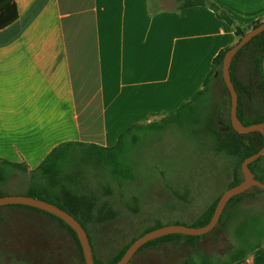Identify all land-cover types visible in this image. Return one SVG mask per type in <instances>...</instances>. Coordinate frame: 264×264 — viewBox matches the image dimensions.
I'll return each instance as SVG.
<instances>
[{
  "label": "crops",
  "instance_id": "obj_1",
  "mask_svg": "<svg viewBox=\"0 0 264 264\" xmlns=\"http://www.w3.org/2000/svg\"><path fill=\"white\" fill-rule=\"evenodd\" d=\"M211 1L241 27L264 19V0ZM16 3L17 20L0 30V159L27 171L14 169L33 173L67 142L112 146L129 127L162 120L208 88L218 106L217 125L220 118L228 120V99L218 76L205 84L215 57L238 36L209 5L181 8L179 0ZM195 102L189 114L197 109ZM244 116L253 115L245 111ZM204 119L208 127L213 117ZM5 208L9 222L0 231H48L60 242L68 234L41 211ZM232 264H264V244Z\"/></svg>",
  "mask_w": 264,
  "mask_h": 264
},
{
  "label": "rangeland",
  "instance_id": "obj_2",
  "mask_svg": "<svg viewBox=\"0 0 264 264\" xmlns=\"http://www.w3.org/2000/svg\"><path fill=\"white\" fill-rule=\"evenodd\" d=\"M245 57L242 72L246 77L245 63L248 57ZM219 85L223 88L221 78ZM209 90L208 88L206 93L195 100L198 107L192 111L193 116H184L179 120H158L155 125H147L133 132V135L138 136L136 142L132 140L133 135L125 139L126 154L122 161L126 176L123 181L113 176L111 165L96 159L82 160L80 151L74 152L66 162L62 181L69 182L75 192L100 195L102 200L111 201L113 208L119 212L118 217L113 220L117 225L101 229L92 235L94 249H99L96 255L103 263L114 257L134 237L148 229L159 227V224L179 222L192 226L199 216L208 212L216 198L236 182L234 171L238 159L215 151L216 137L213 134L222 131V128L217 125L218 106ZM207 116L213 117L209 120L208 127L203 123ZM244 121L247 122L246 119ZM239 177H244L242 168L239 170ZM49 178L51 179L44 174L43 168L26 174L7 166L5 180L0 182V194L7 196L5 194L16 195L23 192L28 196L53 200L55 190L45 188ZM107 188L112 190L111 193H107ZM13 205L27 207L17 204L0 206L1 226L9 222L6 215H3L7 209L5 207ZM237 205L241 208L233 210L236 219L231 227L238 224L241 232H252L253 240H261L264 237V189L255 190L254 194L245 197ZM241 220H244L243 223ZM14 234L16 233H0V264L69 263L44 256L43 253L29 257L16 251V244L22 243ZM9 235L13 240L3 241L11 239ZM51 240L56 247L47 245L49 252L59 251L61 247L57 248V244L60 239ZM209 241L210 239H203V242L208 243L207 252L224 258L229 255L227 248L238 244L233 230L214 243ZM27 242L30 244V241L24 240L25 244ZM61 243L65 246L64 259H70L72 264L79 262V250L69 233L65 239L62 238ZM6 244L11 247H6ZM173 244L175 242L160 244L157 251L152 253L155 258L153 264H173V261L180 260L182 255ZM42 247L45 248L46 245L43 244ZM103 263L99 261V264Z\"/></svg>",
  "mask_w": 264,
  "mask_h": 264
},
{
  "label": "trees",
  "instance_id": "obj_3",
  "mask_svg": "<svg viewBox=\"0 0 264 264\" xmlns=\"http://www.w3.org/2000/svg\"><path fill=\"white\" fill-rule=\"evenodd\" d=\"M181 8L190 7L195 5H209L217 15L223 19H225L231 26H233L238 40L249 31L251 28L259 25L263 20H257L248 27H241L237 24L235 17H233L230 13L223 10L216 3L211 0H179ZM19 16V11L17 7L16 0H0V30L7 27L15 20H17ZM230 47H227L219 52V54L215 57L213 61V67L207 77L206 84L213 79L215 75L218 78L222 79L224 94L228 99V120L224 122L222 118H220L223 124H221L222 131L219 130L217 133L213 134L216 137L215 141V151L224 152L227 155L235 157L238 159L237 166L235 168V178L236 182L231 184L230 187L240 183L243 178L239 177V170L241 169L242 162L249 157L250 155L258 152L264 146V135L259 131H253L249 133H241L236 131L231 123V94L228 90L222 75V66L224 56L227 50ZM246 56V57H245ZM244 57L247 58V71L246 77L243 76L242 67L244 65ZM264 31L255 37H253L246 45H244L233 58L231 63V77L235 84V87L239 94V105H238V115L239 118L246 125H250L253 123L264 122ZM205 91H199L196 93L191 101L183 103L177 110L171 111L165 115L162 119H175L179 120L186 117L193 116L189 114L188 109L189 106H192L194 101L198 96L204 94ZM258 103V105H257ZM248 105V108L245 110V106ZM258 106V107H257ZM250 113L253 116L246 118L244 116V112ZM247 120V122L244 121ZM156 122L145 124V125H133L126 129L119 137V140L116 144L112 146H102L96 143H86V142H67L59 145L55 148L47 158L42 162V164L38 167V169L44 170V174L51 177L49 178L48 186L45 188L50 189L53 188L55 190V194L53 196V200H48L45 198L37 197L43 199L45 201L54 203L61 207L62 209L68 211L75 218L79 220V222L86 229L90 242L93 248L94 259L96 264H99V261L103 263L96 255L92 235L96 233V230H90L89 227L95 229L101 224H106L107 222H112L116 217H118L119 212L113 208V203L109 200H102L100 195L93 194L87 195L85 193L75 192L73 188L69 185V182L62 181L61 177L64 173V167L66 162L70 159L71 155L80 151L82 155V160L88 159H96L98 161H103L111 165V172L113 176H115L119 181H123V178L126 176V172L123 166V155L126 154V148L124 146L125 139L128 136H132L133 132L138 131L144 126L147 125H155ZM217 126V125H216ZM138 139L137 135L132 136L133 142H136ZM18 167L23 171H27V167L21 164L11 163L6 160L0 159V182L5 180L6 177V167ZM250 168L254 172L255 177L260 181L264 182V155L261 156L258 160L250 163ZM36 169L35 171H37ZM33 171V172H35ZM229 187V188H230ZM255 190L260 191L259 187L255 186L248 191L241 193L239 195L234 196L227 206L225 207L220 221L217 226L211 231V237L209 238V243L216 242L222 235H225L233 230V233L236 235L238 244L230 248H227L228 257H220V255L215 256L207 252V245L203 242V239L206 238L207 234L203 235H187V234H168L165 236H161L159 238L153 239L147 243H145L139 250L135 253L134 257L131 259L129 264H153L155 262L154 251L160 244H173L174 248L182 255V258L177 262H172L173 264H232L238 260L244 259L251 252H253L258 247L264 244V237L255 241L252 237V232H248L246 234L244 231H240L239 225L232 228L231 225L234 224L236 215L233 214L234 209L241 208L240 205H237L240 201H242L245 197L252 195L255 193ZM111 189L107 188V193H111ZM223 193H221L213 204L210 206L208 212L199 216L192 224V226H204L210 222L212 216L214 214L216 205L218 203L219 198ZM3 196V194H0ZM21 206H27L32 209H36L41 211L47 215L56 218L60 223H62L68 230V233L72 237V240L76 244L79 250V262L74 264H86L83 250L77 233L75 230L66 223L62 218L54 215L45 210L29 206L23 204H17ZM238 206V207H237ZM242 221V220H241ZM244 221V220H243ZM243 221L241 223H243ZM239 223V220H238ZM176 224H179L177 222ZM245 224V222H244ZM236 225V224H235ZM163 226V224H159V227ZM154 228L148 229L142 232L140 235L134 237L127 245H125L114 257H112L109 261L103 264H115L126 252L129 246L141 235L152 230ZM235 231V232H234ZM48 231H39L33 233H16V237L22 243L21 245L16 244L14 247L16 251H21L25 255L40 256L43 255L47 257H55L64 262H68V264H72L70 259H64L66 257V252L64 253L65 246L59 241L57 244V248L61 247V249L53 250L49 252V247L53 248L55 244L53 243L54 238H57V234ZM2 235L4 233H8L7 231H0ZM12 233V232H11ZM54 235H53V234ZM52 234V235H51ZM26 235V239L22 236ZM9 238L3 239V241L13 240L11 235ZM30 238V239H29ZM24 240L30 241L28 244L24 243ZM5 242V243H6ZM45 244L46 247L43 248L42 245ZM18 245V246H17ZM28 245V246H25ZM49 245V247L47 246ZM11 247L6 244V247ZM19 247V248H18ZM56 247V246H55ZM56 248V249H57ZM48 249V250H47ZM31 256V257H33ZM64 256V257H63ZM11 264V263H7Z\"/></svg>",
  "mask_w": 264,
  "mask_h": 264
},
{
  "label": "water",
  "instance_id": "obj_4",
  "mask_svg": "<svg viewBox=\"0 0 264 264\" xmlns=\"http://www.w3.org/2000/svg\"><path fill=\"white\" fill-rule=\"evenodd\" d=\"M263 31H264V20L259 25L247 31L241 37V39L237 41V43L231 46L227 50L223 60L222 75L224 82L231 94V123L233 128L241 133L259 131L264 135V122L246 125L239 118L238 115L239 94L231 77V63L238 50H240L244 45H246L253 37L262 33ZM263 67H264V61H263ZM263 155H264V146L258 152L250 155L242 162L241 168L244 176L243 180L240 183L228 188L226 191L223 192V194L218 200L212 219L208 224L204 226L168 224L154 228L144 233L143 235L139 236L129 246V248L126 250L124 255L115 264H129L131 259L134 257L135 253L145 243L168 234H175V233L187 234V235L207 234L206 238L209 239L211 237V231L219 223L225 207L234 196L244 193L255 186L259 187L260 189H264V182L257 179L255 177L254 172L250 168V163L258 160ZM8 204H23V205L33 206L62 218L77 233V236L82 246L86 264H96L94 259L93 248L86 229L79 222V220L75 218L72 214H70L68 211L62 209L61 207H59L54 203L33 196H28V195L0 196V206L8 205Z\"/></svg>",
  "mask_w": 264,
  "mask_h": 264
}]
</instances>
